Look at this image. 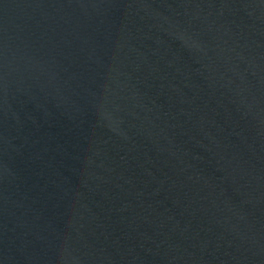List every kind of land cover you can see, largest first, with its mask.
I'll use <instances>...</instances> for the list:
<instances>
[{"label": "water", "instance_id": "95a60500", "mask_svg": "<svg viewBox=\"0 0 264 264\" xmlns=\"http://www.w3.org/2000/svg\"><path fill=\"white\" fill-rule=\"evenodd\" d=\"M0 264H264V0H0Z\"/></svg>", "mask_w": 264, "mask_h": 264}]
</instances>
